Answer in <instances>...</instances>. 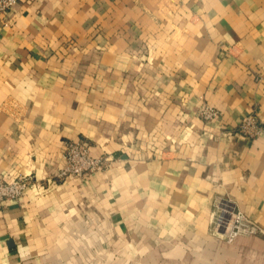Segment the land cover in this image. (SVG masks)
Wrapping results in <instances>:
<instances>
[{
  "label": "crops",
  "instance_id": "obj_1",
  "mask_svg": "<svg viewBox=\"0 0 264 264\" xmlns=\"http://www.w3.org/2000/svg\"><path fill=\"white\" fill-rule=\"evenodd\" d=\"M0 21V264H264V0H19ZM208 102L220 110L202 118ZM69 140L102 171L63 180ZM257 226L228 242L215 199Z\"/></svg>",
  "mask_w": 264,
  "mask_h": 264
},
{
  "label": "built area",
  "instance_id": "obj_2",
  "mask_svg": "<svg viewBox=\"0 0 264 264\" xmlns=\"http://www.w3.org/2000/svg\"><path fill=\"white\" fill-rule=\"evenodd\" d=\"M19 0H0V21L9 24L7 13ZM202 118L212 120L220 115V110L205 102L200 108ZM236 130L248 138H256L264 133V118L258 109L242 116ZM65 163L55 176L63 180L81 177L87 172H97L111 167L116 157L112 153L92 154L90 147L80 140H69L63 151ZM37 184L35 175L18 174L6 180L0 177V206L7 200H19L30 186ZM219 209L215 229L223 234L227 241H233L240 234L255 233L257 226L229 197L221 196L215 202Z\"/></svg>",
  "mask_w": 264,
  "mask_h": 264
},
{
  "label": "rangeland",
  "instance_id": "obj_3",
  "mask_svg": "<svg viewBox=\"0 0 264 264\" xmlns=\"http://www.w3.org/2000/svg\"><path fill=\"white\" fill-rule=\"evenodd\" d=\"M219 197H221V196H219ZM219 197H217L216 199H215V202H216V200L219 198ZM251 234V233H250ZM229 242V241H228ZM232 242V241H231Z\"/></svg>",
  "mask_w": 264,
  "mask_h": 264
}]
</instances>
